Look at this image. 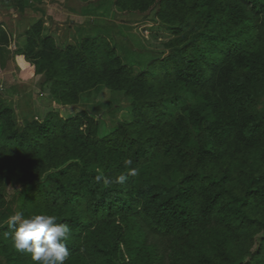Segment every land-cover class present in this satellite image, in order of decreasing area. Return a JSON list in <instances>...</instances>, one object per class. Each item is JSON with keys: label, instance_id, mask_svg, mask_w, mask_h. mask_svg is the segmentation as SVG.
Returning <instances> with one entry per match:
<instances>
[{"label": "trees", "instance_id": "16d2710c", "mask_svg": "<svg viewBox=\"0 0 264 264\" xmlns=\"http://www.w3.org/2000/svg\"><path fill=\"white\" fill-rule=\"evenodd\" d=\"M167 9L180 13L174 50L135 75L103 39L61 56L41 22L29 30L23 56L60 104L88 77L131 104L111 129L76 106L21 125L0 93V264H32L7 227L19 196L26 217L70 227L65 264H264V0H159ZM125 159L136 176L95 182L92 164L114 179Z\"/></svg>", "mask_w": 264, "mask_h": 264}, {"label": "rangeland", "instance_id": "374dc122", "mask_svg": "<svg viewBox=\"0 0 264 264\" xmlns=\"http://www.w3.org/2000/svg\"><path fill=\"white\" fill-rule=\"evenodd\" d=\"M24 1L27 4L21 11L15 0H0V93L7 96L5 104L14 110L17 124L42 120L51 112L63 115L76 106L91 110L111 129L131 104V98L118 85L99 89L90 77L69 92L62 90L66 104L56 101L49 93L51 82L44 74L36 75V60L23 56L28 32L35 24L42 23L41 37L51 40L61 56L72 46L79 48L86 41L93 44L103 39L120 67H128L134 75L174 50L171 42L176 36L171 23L180 13L167 9L160 16L159 0L142 10L120 9L116 0ZM258 101L262 109L264 95ZM91 169L104 173L100 162ZM2 190H12L10 179H4ZM22 199L18 197L15 208L24 213ZM207 240L202 238V242Z\"/></svg>", "mask_w": 264, "mask_h": 264}, {"label": "clouds", "instance_id": "9594fccd", "mask_svg": "<svg viewBox=\"0 0 264 264\" xmlns=\"http://www.w3.org/2000/svg\"><path fill=\"white\" fill-rule=\"evenodd\" d=\"M132 163L131 159H125L126 173L114 179L98 173L95 182L105 188L114 184L123 185L129 176L138 174L137 169L131 167ZM7 227L12 247L29 256L32 264H65L69 256L66 241L71 236V229L66 223H58L57 216L38 213L25 217L23 212L16 211L9 216Z\"/></svg>", "mask_w": 264, "mask_h": 264}]
</instances>
